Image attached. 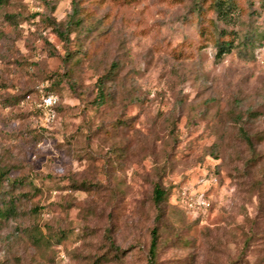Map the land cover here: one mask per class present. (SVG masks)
I'll use <instances>...</instances> for the list:
<instances>
[{
  "label": "rangeland",
  "instance_id": "374dc122",
  "mask_svg": "<svg viewBox=\"0 0 264 264\" xmlns=\"http://www.w3.org/2000/svg\"><path fill=\"white\" fill-rule=\"evenodd\" d=\"M212 1L0 0V264H149L158 211L155 264H264V0Z\"/></svg>",
  "mask_w": 264,
  "mask_h": 264
},
{
  "label": "trees",
  "instance_id": "16d2710c",
  "mask_svg": "<svg viewBox=\"0 0 264 264\" xmlns=\"http://www.w3.org/2000/svg\"><path fill=\"white\" fill-rule=\"evenodd\" d=\"M211 10L215 13L216 20L221 22H226L227 18L231 15V13L234 12L235 6L233 5L232 0H214L211 2ZM200 9H197L198 15H199ZM82 18L80 17L79 8L74 3L73 5V11L72 14L68 16L67 21L63 24H59L57 26V33L58 36H61L62 38L66 37V34L70 31L74 30L78 26L81 25ZM60 28H63L61 30ZM223 37V33H219L217 40H216V59H221L227 54H230L232 51V48H234V42L236 40V34L231 41H223L221 38ZM65 39V38H64ZM118 67L115 65V63H112L110 65V69L108 72L102 76H100L97 79L96 82V97L94 99V103L101 107L103 106L108 98V93L106 92V84L108 82L113 81V78L116 75ZM46 95L51 94L49 92L45 93ZM56 107H54L52 110L55 111ZM41 113V109H37ZM240 134L244 137V141L247 142L250 150L252 153H254L253 147L251 145L250 139L247 135H245L244 131L240 129ZM2 175V174H1ZM0 175V176H1ZM166 199V194L164 190L161 188L160 185L155 184L153 186L152 190V202L155 207H159L160 204H162ZM13 208L9 207L4 211H0V215L3 216L4 214H7L8 212L12 211ZM161 221V213L158 211L157 215L154 218V226L150 230V243H149V249H148V262L149 264H155V259L157 256L158 251V241H159V233H158V225Z\"/></svg>",
  "mask_w": 264,
  "mask_h": 264
},
{
  "label": "built area",
  "instance_id": "2783aa9c",
  "mask_svg": "<svg viewBox=\"0 0 264 264\" xmlns=\"http://www.w3.org/2000/svg\"><path fill=\"white\" fill-rule=\"evenodd\" d=\"M26 99L30 100V96ZM58 102V98L52 94H44L40 97L37 108L41 109V113L46 121H49L53 117L54 113L52 109L58 105ZM217 182L216 177H210L207 181L210 185H216ZM178 203L187 213L195 217L200 213L209 211L213 206V200L206 193V190L203 189L194 192L184 190L178 197Z\"/></svg>",
  "mask_w": 264,
  "mask_h": 264
}]
</instances>
